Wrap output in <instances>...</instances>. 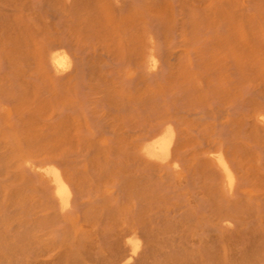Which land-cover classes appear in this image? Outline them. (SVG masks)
Wrapping results in <instances>:
<instances>
[{
	"label": "bare ground",
	"instance_id": "bare-ground-1",
	"mask_svg": "<svg viewBox=\"0 0 264 264\" xmlns=\"http://www.w3.org/2000/svg\"><path fill=\"white\" fill-rule=\"evenodd\" d=\"M145 19L156 45L141 62V0L0 1V35L10 27L24 44H0V154L48 153L9 171L0 158V264H264L256 203L241 192H255L254 130L248 181L222 145L185 151L171 105L141 135V73L165 74L175 52L159 41L176 29ZM221 35L201 43L197 66L207 118L210 100L256 92L254 57L226 25Z\"/></svg>",
	"mask_w": 264,
	"mask_h": 264
},
{
	"label": "rangeland",
	"instance_id": "rangeland-1",
	"mask_svg": "<svg viewBox=\"0 0 264 264\" xmlns=\"http://www.w3.org/2000/svg\"><path fill=\"white\" fill-rule=\"evenodd\" d=\"M47 2L51 7L54 5V0H47ZM147 15L160 19L166 28L171 27V24L173 26L174 23L175 32L171 34L165 32L159 42L164 43L166 51L175 52V54L168 62L165 74H157L152 82L141 73V99H139L141 119H143L141 120V135L152 124L154 125L156 119L165 113L164 111L171 105V113L181 131V144L185 151L192 156L208 147L222 145L227 153L234 156L236 165L246 169L245 174L248 181L249 130L252 128L256 135L254 140L257 145L253 150L254 155H252V164L256 171L255 192L246 185L241 192L247 197L254 198L252 200L256 203V223L259 227L262 226L264 233V122L259 118L260 114L264 115V0H236V2L233 0H181L179 8L176 10L170 8L169 0H141V62L145 55L146 45L149 43L153 46L156 45L155 39L147 40L145 37L148 29L145 19ZM225 25L230 34L235 36L237 48L241 54L246 58L248 55H252L259 66L253 76V86L256 92L249 96L244 93L243 89L237 87L234 92H228L215 100H210L207 103L210 118H207L196 102L197 95L207 92V88L201 86L196 77L197 66L204 59L201 43L211 38H215L220 43L221 29ZM9 30L10 27L6 36L0 35V44L6 46V44L15 43L18 47L22 44L23 48L22 40ZM35 52V48H33L28 55L23 52L18 55L23 59L32 56ZM211 83L212 79L209 81V85ZM162 107L164 108L162 109ZM193 112L199 113L193 116ZM41 132L39 131V136L42 135ZM35 135L37 134L33 133L32 136L23 138H40ZM224 136L227 137L223 138ZM47 154L43 149H29V151L12 149L1 153L0 158L7 160L9 169L6 168V170L9 171L13 170L25 158L39 161ZM98 155L105 160L112 156L104 151L98 152ZM143 182L141 174V184ZM184 182L185 180L182 184ZM6 185L10 186L7 182L2 186ZM260 221L261 225H259Z\"/></svg>",
	"mask_w": 264,
	"mask_h": 264
}]
</instances>
